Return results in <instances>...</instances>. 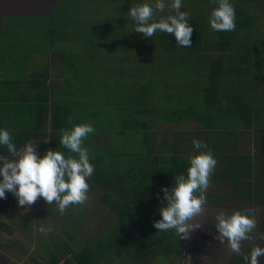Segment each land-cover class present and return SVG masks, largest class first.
<instances>
[{"label":"trees","instance_id":"trees-1","mask_svg":"<svg viewBox=\"0 0 264 264\" xmlns=\"http://www.w3.org/2000/svg\"><path fill=\"white\" fill-rule=\"evenodd\" d=\"M188 1L195 6L189 11L194 29L190 47L177 45L170 33L157 31L152 37H146L126 23L122 29L109 31L106 38L101 36L105 44L99 55L79 65L86 72L88 65L97 69L94 72L103 71L99 80L109 76L105 69L112 66V78H103L99 85L93 81L90 88L87 86L93 97L102 91L109 96L85 103V96L80 95L76 97L77 105L64 106L50 105L48 98H43L37 105L32 126L13 127L7 121L0 122V126L10 129L18 147L31 138L39 143L41 154L46 151L45 142L48 149L68 154L69 150L60 145L59 130L70 129L73 123H93L95 131L87 141L93 147L91 157L96 166L93 179L100 188L116 191L130 204L131 225L153 245L155 258L163 257L174 263H178L183 254L185 239H180L174 230L161 232L154 227V221L160 219L157 209L163 200L161 189L171 188L176 175H186L189 157L200 150L195 152L194 147H190L191 152H182L177 148L172 153H162L154 143L155 129L162 125L160 113H167L170 121L184 124L188 121L187 113L200 112V116L194 118L202 126V137L208 140V148L221 166L214 170L218 178L211 177V181H228L233 187L231 193H206L207 204L231 203L236 206L235 211L252 205L264 206V0H232L236 29L222 32L214 31L208 23L212 9L218 6L217 0ZM87 2L96 5L104 2V9L109 13L110 9L122 7V4L134 6L138 0ZM161 15L166 14L158 13L157 18ZM109 42L111 46H107ZM121 42L124 43L122 47ZM190 62L206 73L200 87L204 94L201 106L189 102L188 98L178 102L169 93L159 101L158 96L164 92L158 94L154 71L169 70L172 65L175 68L189 66ZM166 84L162 85L165 89ZM96 89L99 92L94 94ZM170 100L173 104L167 106ZM113 109L118 114L115 128L118 126L125 140L121 143V151L112 149L108 155L110 150H103V146H110L112 142L105 132L102 133L105 124L101 119H110L113 124ZM71 110L75 115H71ZM227 117L233 118L235 129L222 126ZM221 129L222 134L218 133ZM209 133L213 135L208 136ZM226 137L231 140L225 141ZM99 141L103 143L100 150ZM229 145L233 146L232 152ZM0 152L8 158L6 148H0ZM108 157L112 162L108 163ZM135 161L138 164L134 165ZM88 195L84 210L79 211V204L72 206L67 216L75 214L77 217L62 228L61 234L52 228L59 244L51 241L41 261L35 260L37 264H117V260H124L125 264H152V248L130 227L124 201L114 192L101 191L91 180ZM101 213L104 216L99 219ZM262 215L257 219L253 236L257 231L264 232V213ZM256 244L264 247V240H248L246 255ZM246 255L232 257L230 264H246ZM260 264H264V257L260 258Z\"/></svg>","mask_w":264,"mask_h":264},{"label":"clouds","instance_id":"clouds-1","mask_svg":"<svg viewBox=\"0 0 264 264\" xmlns=\"http://www.w3.org/2000/svg\"><path fill=\"white\" fill-rule=\"evenodd\" d=\"M183 4L184 0H171L170 7L174 11L157 18L158 13L169 7L168 0H138L127 15L133 21L135 32L146 37H152L157 31L170 33L177 45L190 47L194 29L190 13L182 10ZM217 5L210 13L209 25L216 32L234 31L236 10L232 0H217ZM59 131L60 145L69 150L68 154L52 148L41 154L31 138L18 147L10 129L0 126V148L7 149V157H15L8 159L0 152V198L11 192L17 197L18 204L24 206L42 197L51 205L55 202L60 212L88 200L96 166L84 141L94 133L95 127L91 122H81ZM192 144L200 151L189 157L186 175H176L171 188L162 187L163 200L157 209L160 219L154 221L158 231L174 230L180 239L188 238L200 228L199 224L192 223V219L207 204L206 191L217 165V158L207 142L193 138ZM256 228L257 219L252 208L238 209L231 214L221 210L216 216L217 238L221 242L226 239L233 253L241 252L245 240H264V232L257 231L255 236L252 235ZM261 257H264V247L256 244L244 260L246 264H260Z\"/></svg>","mask_w":264,"mask_h":264},{"label":"rangeland","instance_id":"rangeland-1","mask_svg":"<svg viewBox=\"0 0 264 264\" xmlns=\"http://www.w3.org/2000/svg\"><path fill=\"white\" fill-rule=\"evenodd\" d=\"M18 1L21 4L17 3L15 8H32L33 6L40 9H54V7H59V6L60 7L70 6L74 10V9H78L79 7H84L85 4L88 7V8L85 7V18L83 19V23L79 22L80 25L79 28L82 33L81 39H84L83 40L84 43L81 44L79 43L81 41L76 40L78 42L73 43L70 46V48H72L71 50L74 51L73 52L74 54L84 53L85 51V64L87 62L93 61L91 58H94V56L99 55L98 52L100 51L102 45L105 44L101 36L106 38L107 34L109 35V31H113L112 29H110V26L114 24L116 20H120V15L125 10L124 8H121L119 6L115 9V11H109V13L107 12V15L104 16L106 18V21H103V23H105L106 26L101 27V29L98 31V30H94V28H90L88 26V22L98 21V19L101 16H103L100 14V12L104 11L103 10L104 2L100 3L99 5H96V4H89L87 0H62V2H59L58 0V5H56V3L52 0H18ZM168 3H169V7H166L164 11L166 15L174 11L170 7L171 0H168ZM193 8H195L193 3H189L188 0L184 1L182 10H186L189 12L190 9ZM98 14L100 16H97ZM108 15H110L111 17H117V16L119 17L118 19H110ZM54 18L59 19L60 15L57 13L56 17ZM57 23L59 24L60 22L58 21ZM115 28L116 27H114V29ZM64 34L67 36L70 35L67 32ZM89 36L90 38H88ZM120 44L121 47L124 46L123 42H121ZM111 45L112 42H109L107 46H111ZM116 60H118V58ZM190 63L191 64H189V66L175 68V66L172 65L171 68L168 67L169 70L162 69L161 71V69H157L156 71H154L155 74L153 77L156 76L155 77L156 81L155 80L154 81L159 85L158 94L164 92V95L158 96L159 101H160V97L165 98L169 93L170 97L174 99L176 98L177 100H179L178 102H180L181 99L188 98V100H190L189 102H193V103L195 102L198 106H201L200 103L201 96H204V94L202 93V90H200V87L205 81L203 80V78L206 77V73L205 71L202 70V68L196 69V63H192V62ZM88 66H89V70L86 69L87 72L85 71V83L87 84L85 87V103H88L89 101H93L94 99L97 98L102 99L104 97L109 96L108 94L106 95L104 91H102L99 95L93 97V95H89L90 94L89 92L91 91L89 90L88 92L87 88L88 87L90 88V85H93L92 83L93 81L96 82V85H99V82L102 81L103 78L107 80V78H112V74H114V70L111 69L112 67L111 65H109L110 66L109 68L107 67L108 69L101 67L108 71L107 74L109 76L101 77L99 80V77L101 76V72L103 71L94 72L97 69L94 68L92 65H88ZM40 69L41 70L45 69V65L43 63H40ZM121 70L124 71V68ZM129 72H131V70ZM164 82L168 83L166 84V89L164 88V86H162L164 85ZM98 92L99 90L96 89L94 94ZM11 98L12 95L9 97V100ZM18 99L19 98H17L15 102H19ZM162 104L165 106V103ZM170 104L171 106L173 104L171 100L167 106H169ZM159 107L160 109L164 108L163 106H159ZM108 108L109 110L111 109L110 107ZM121 114L125 115V113H121ZM169 114L173 115L170 112ZM167 115H168L167 113L159 114V119H161L160 123L163 125V127L170 128L172 126L174 128L175 126H177L176 121L174 122L170 121L171 117ZM113 116L115 119V121H113L114 122L113 124L111 123L110 119H106V120L105 118L101 119L103 121V124H105L103 127L104 131H102V133L105 132V134L109 137L108 140L112 142L110 146H103V150H110V153L108 155L112 153V149H114L117 152L121 151L123 148L121 143H123L125 140L124 137H121L118 126L115 128V125H117L118 123V114H116L114 109H113ZM196 116L197 117L200 116L199 111L196 112L193 111L187 113L186 117L188 121L185 122L186 125L185 126L186 130H184L185 132L184 133L180 132L181 133L179 136L180 138L179 137L173 138L174 140L180 139L179 142L181 143H187V142L191 143V145H187V149L185 146L179 145L180 147L183 148L181 149L183 150L182 152H189L190 150H192L190 149V147L191 148L194 147L192 144L193 138H197L201 141H205L204 139H206L202 137L203 134L196 132H192V133L190 132L191 134L189 133L188 137L186 135L188 130L192 129L191 127L189 128V126H199L198 121L194 118ZM229 117L226 118V121L224 119V124L222 123L223 127L229 125V127L231 128L233 126V120H232L233 118L230 119ZM145 120H147V117L145 118ZM30 121L31 120H28L27 122ZM30 124H31L30 126H32L34 124V120L31 121ZM233 129H235V127L231 128V130ZM168 131H166V134H168ZM222 131L223 129L218 130V133L222 134L223 133ZM90 135L91 134H89L88 137L85 139L86 142L84 141V144L88 148L90 156H93L92 154L93 147L91 144L87 143V141L90 138ZM224 139L225 141L231 140V137H226ZM207 141L208 140L206 139V142ZM36 144H37V151L39 152L38 147L40 148V145L39 143ZM102 145L103 143L100 141L99 143H97L99 150L100 147H102ZM159 147L161 150L164 149V151L170 152V146L165 145L164 142L162 143V145H159ZM232 147L233 146L230 147L231 152L233 150ZM194 150L195 152H197L198 149L194 148ZM107 161L108 163L112 162V160L109 157L107 158ZM136 163L137 161H135L133 164L135 165ZM220 167H221L220 164L217 163L216 168L219 169ZM215 173L216 172L214 171L212 174V178L213 177L218 178V175H216ZM232 188H233L232 184L228 181L215 180V181H211L206 193H219V194L231 193L233 190ZM79 206H80L78 207L79 211L84 210L85 202L83 204H79ZM235 207L236 206L234 204L226 203V202L204 205L203 211L197 216L193 217L192 219V223L199 224L200 228L192 232L188 238H184L185 247L183 254L178 258L177 261L178 263H174L173 261H169L168 259H164L163 257H157L154 258L152 264H230V260L232 257L235 256L237 257L238 255H246L248 249V240L242 242V248L240 253H233L229 249L226 239L223 242H221L217 238L218 233L215 229V223L218 212H220L221 210H225L229 214H231L232 212L235 211ZM250 208L254 209L256 219H259L263 216L262 214L264 213V206L252 205L250 206ZM71 210L72 207H70L66 212H60L55 202L51 205L49 202L45 201L42 197L38 198L37 201H35L31 205L20 206L18 204L17 197L11 192H6V196L4 198H0V264H37L36 261H41V256L44 254L43 253L44 250L47 249V246L51 241H54L57 244H59V240L57 239L56 235L52 232V228H54V230H56L58 233L61 234L62 228L64 226H69L73 221V219L77 217L75 216V214L70 217L67 216ZM103 216L104 213H101L99 219L103 218ZM58 222H60L61 225L60 224L56 225V223ZM2 224L3 226H1ZM118 263L125 264V261L117 260V264Z\"/></svg>","mask_w":264,"mask_h":264},{"label":"crops","instance_id":"crops-1","mask_svg":"<svg viewBox=\"0 0 264 264\" xmlns=\"http://www.w3.org/2000/svg\"><path fill=\"white\" fill-rule=\"evenodd\" d=\"M52 1L58 5V0ZM17 3L21 4L18 0H0V122L7 121L10 126L25 128L30 127L37 105L43 98H48L50 105L56 103L64 106L69 103L77 105L79 100L76 97L85 96V71L79 67L85 64V51L74 54L70 46L78 41L84 43L79 22L83 23L85 7H88L84 4V7L74 10L70 6L54 9L33 6L15 8ZM121 6L125 10L120 15V20L110 26L115 31L122 29L126 23L133 25L127 15L132 4ZM103 10L100 12L103 15L101 20L99 18L98 21L88 22L94 30L99 31L106 26L103 21H106L104 16L107 15V10ZM57 13L60 15L59 19L54 18ZM108 17L118 19L119 16ZM66 32L70 35H65ZM40 63L45 65V69H40ZM17 98L19 102H15ZM73 112L71 110V115ZM28 120L31 121L27 122ZM185 126V123L177 124L174 128L158 125L155 129L157 137L154 136L157 148L160 149L159 145L164 142L170 146V152L160 150L169 154L174 149H183L179 145H191L189 142L181 143L180 139H173L178 138L180 132H185ZM190 132L202 134V126H193L186 133L187 137Z\"/></svg>","mask_w":264,"mask_h":264},{"label":"water","instance_id":"water-1","mask_svg":"<svg viewBox=\"0 0 264 264\" xmlns=\"http://www.w3.org/2000/svg\"><path fill=\"white\" fill-rule=\"evenodd\" d=\"M45 147H46V150H48V144L45 142ZM15 157H8V159H14ZM91 181L93 182V184L98 188L100 189L101 191L103 192H114L120 199H122L127 207V216H128V222L130 224V227L133 229V231L139 235V237L141 239H143L151 248H152V255H151V262L154 260L155 256H156V251L153 247V245H151L149 242H147L140 234H138V232L133 228V226L131 225V222H130V211H131V208H130V204L119 194L117 193L116 191H109V190H105V189H102L100 188V186L97 184V182L93 179V177L91 178Z\"/></svg>","mask_w":264,"mask_h":264}]
</instances>
